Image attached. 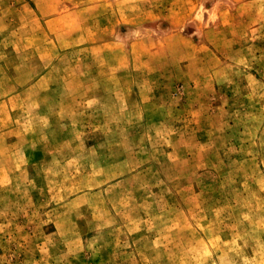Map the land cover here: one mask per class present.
<instances>
[{"label": "rangeland", "instance_id": "rangeland-1", "mask_svg": "<svg viewBox=\"0 0 264 264\" xmlns=\"http://www.w3.org/2000/svg\"><path fill=\"white\" fill-rule=\"evenodd\" d=\"M0 264H264V0H0Z\"/></svg>", "mask_w": 264, "mask_h": 264}]
</instances>
